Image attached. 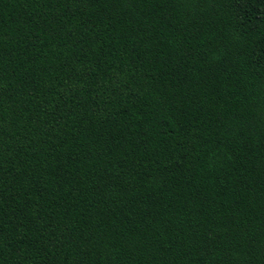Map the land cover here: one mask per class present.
<instances>
[{"label": "trees", "instance_id": "16d2710c", "mask_svg": "<svg viewBox=\"0 0 264 264\" xmlns=\"http://www.w3.org/2000/svg\"><path fill=\"white\" fill-rule=\"evenodd\" d=\"M0 264H264V0H0Z\"/></svg>", "mask_w": 264, "mask_h": 264}]
</instances>
